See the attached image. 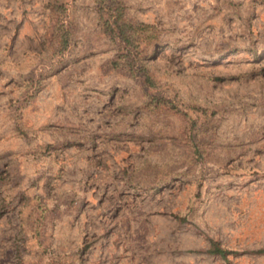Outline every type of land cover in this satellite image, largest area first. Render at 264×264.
Segmentation results:
<instances>
[{
  "label": "rangeland",
  "instance_id": "rangeland-1",
  "mask_svg": "<svg viewBox=\"0 0 264 264\" xmlns=\"http://www.w3.org/2000/svg\"><path fill=\"white\" fill-rule=\"evenodd\" d=\"M0 264H264V0H0Z\"/></svg>",
  "mask_w": 264,
  "mask_h": 264
},
{
  "label": "trees",
  "instance_id": "trees-1",
  "mask_svg": "<svg viewBox=\"0 0 264 264\" xmlns=\"http://www.w3.org/2000/svg\"><path fill=\"white\" fill-rule=\"evenodd\" d=\"M211 252H218L221 255H224V256L226 255V250L224 248H222V247H219V246L211 249Z\"/></svg>",
  "mask_w": 264,
  "mask_h": 264
}]
</instances>
